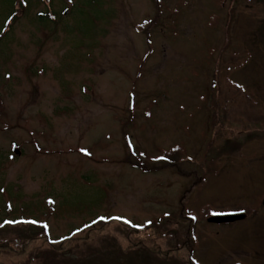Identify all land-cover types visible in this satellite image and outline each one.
Returning a JSON list of instances; mask_svg holds the SVG:
<instances>
[{"label":"rangeland","instance_id":"1","mask_svg":"<svg viewBox=\"0 0 264 264\" xmlns=\"http://www.w3.org/2000/svg\"><path fill=\"white\" fill-rule=\"evenodd\" d=\"M1 240L32 252L0 264H264V0H0Z\"/></svg>","mask_w":264,"mask_h":264},{"label":"trees","instance_id":"2","mask_svg":"<svg viewBox=\"0 0 264 264\" xmlns=\"http://www.w3.org/2000/svg\"><path fill=\"white\" fill-rule=\"evenodd\" d=\"M113 221H119L122 222V220L118 219V218H110L108 220H106V222H104L103 224H107L109 222H113ZM97 221H94L93 223L89 224L88 230H83L82 228L75 230V232L71 235H67L65 237H62L61 239L58 240H54V241H50L49 237L42 232L40 233V236L46 241H49V244L52 248H54L55 250L58 251H63L65 249H67L72 241H75V239H77L78 241L80 240H84L87 239L93 235H96L97 233H99L101 231V226H97ZM84 228V227H83ZM85 231V232H84ZM80 233V234H79ZM76 235V237H74ZM30 239V238H29ZM26 242L21 243L20 245L14 246L12 245V242L10 240H1L0 241V255L1 254H5V253H10V255L12 256H22L30 254L32 251L30 250L29 246L30 244ZM31 243V242H29ZM186 243L184 242L183 245L180 246V248H177L176 250L179 251L180 249H183L186 247ZM151 249V248H149ZM152 253H158V254H162L163 257H167V252H165L166 254H164V252H158L155 249H151L149 250ZM155 251V252H154ZM192 264V263H191Z\"/></svg>","mask_w":264,"mask_h":264},{"label":"water","instance_id":"3","mask_svg":"<svg viewBox=\"0 0 264 264\" xmlns=\"http://www.w3.org/2000/svg\"><path fill=\"white\" fill-rule=\"evenodd\" d=\"M244 218L242 213H230L225 215H213L210 216L207 220L211 223H228L234 222Z\"/></svg>","mask_w":264,"mask_h":264},{"label":"snow or ice","instance_id":"4","mask_svg":"<svg viewBox=\"0 0 264 264\" xmlns=\"http://www.w3.org/2000/svg\"><path fill=\"white\" fill-rule=\"evenodd\" d=\"M193 218H195V217H193ZM32 223H35V221H32Z\"/></svg>","mask_w":264,"mask_h":264}]
</instances>
